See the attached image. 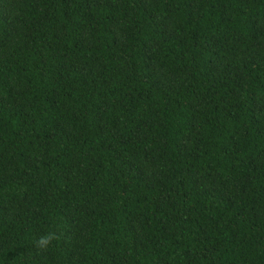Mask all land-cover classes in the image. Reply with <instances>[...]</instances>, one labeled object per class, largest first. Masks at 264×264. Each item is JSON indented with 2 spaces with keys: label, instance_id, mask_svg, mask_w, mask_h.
Listing matches in <instances>:
<instances>
[{
  "label": "trees",
  "instance_id": "1",
  "mask_svg": "<svg viewBox=\"0 0 264 264\" xmlns=\"http://www.w3.org/2000/svg\"><path fill=\"white\" fill-rule=\"evenodd\" d=\"M0 264H264V0H0Z\"/></svg>",
  "mask_w": 264,
  "mask_h": 264
},
{
  "label": "clouds",
  "instance_id": "2",
  "mask_svg": "<svg viewBox=\"0 0 264 264\" xmlns=\"http://www.w3.org/2000/svg\"><path fill=\"white\" fill-rule=\"evenodd\" d=\"M57 239H59V236H58L57 233H55V232H49V233H46V234L40 236L36 240L35 246L39 250H47V248L52 244V242L54 240H57Z\"/></svg>",
  "mask_w": 264,
  "mask_h": 264
}]
</instances>
